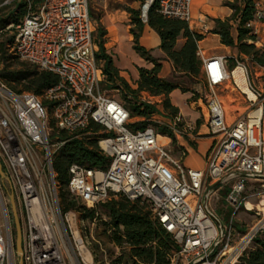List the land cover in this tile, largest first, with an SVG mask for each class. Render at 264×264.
I'll list each match as a JSON object with an SVG mask.
<instances>
[{"label": "built area", "instance_id": "built-area-1", "mask_svg": "<svg viewBox=\"0 0 264 264\" xmlns=\"http://www.w3.org/2000/svg\"><path fill=\"white\" fill-rule=\"evenodd\" d=\"M18 2L25 12L18 24L6 26L13 34L7 52L53 72L58 82L43 92L42 102L40 96L15 92L0 80V163L7 188L5 195L0 192V264H18L7 203L10 193L21 226V264H111L123 255L127 243L109 241V230L93 236L91 228L77 224L78 210H62V190L84 208H96L117 195L144 200L150 217L178 245L170 264L176 260L236 264L264 230V213L251 207H264L262 82L254 83L246 64L237 57L232 56L228 65L226 56H203L197 51L206 90L199 108L211 144L202 168L187 167L185 149L172 155L157 143L152 126L132 128L128 111L100 89L102 74L94 59L88 0H2L0 5L13 7ZM153 2L141 0L143 22ZM190 3L157 0L163 16L186 22L191 18ZM263 20L262 0H258L252 19L244 26L256 35ZM202 31H208L205 25ZM235 72L244 80L245 90ZM230 86L242 95L243 113L227 112L219 97L218 90ZM147 99L153 103L152 96ZM90 122L101 129L92 131ZM168 126L176 135H184L179 114ZM60 131L65 136L50 139ZM94 136L108 160L106 168L71 163L66 182L59 183L52 166L56 153L69 140ZM218 191L225 192V202L233 210L225 222L211 205ZM238 212L256 220L242 230L239 218L234 221ZM106 246L111 249L106 251Z\"/></svg>", "mask_w": 264, "mask_h": 264}, {"label": "trees", "instance_id": "trees-1", "mask_svg": "<svg viewBox=\"0 0 264 264\" xmlns=\"http://www.w3.org/2000/svg\"><path fill=\"white\" fill-rule=\"evenodd\" d=\"M138 1L141 2V0ZM257 1L231 0L225 2L231 9L230 16L224 20L214 19V25L208 31L218 34L221 44L235 48L238 55H245L253 63L264 68V50L255 47L256 35L244 26L248 20L252 19ZM127 11L130 14L129 31L132 35V48L152 66L150 68L137 67L138 77L134 81L135 86L132 87L119 75L118 69L112 65L111 58L104 52L101 39L104 31L100 29L99 37L95 40L97 50L94 52V59L101 69L100 82L104 83L107 89L119 91L120 98L123 100L121 104L128 111L130 119L139 118V120L130 122L129 125L132 128L142 127L148 121L153 122L152 116H160L159 113H161L156 104L137 100V95H141L142 92L149 96L159 97L163 116L173 120L178 114V109L170 102L171 91L178 89L182 93L190 91L198 94L191 87L198 81H202L204 87L201 60L197 55V42L202 38V34L191 29L188 22L184 20L163 16L158 10L157 0H154L148 8L145 22L140 19L139 9L130 8ZM24 12L25 8L21 2L15 3L12 8L0 5V80L15 92L29 91L41 96L47 88L58 82L57 75L38 69L26 61L20 62V67L13 68L12 62L16 56L7 52V46L13 41V34H7L12 31V28L7 29L6 26L18 24ZM145 23L159 36L158 47L164 53V57L153 56L152 49H147L139 43ZM232 23L236 25L235 39L230 32ZM178 39H182L179 47L176 46ZM236 57L241 60V57ZM162 60L172 62L173 81H167L159 76ZM227 60L231 62L232 58L229 57ZM184 82H188L187 86L183 85ZM154 126L174 139V132L168 124H154ZM88 127L94 132L101 129V126L94 122H90ZM58 133L65 136L63 131ZM107 162V158L99 151L97 138L94 136L84 140L67 141L54 156L52 166L58 182L64 184L69 164L77 163L89 168L105 169ZM60 198L64 212L76 209L82 217L88 219L104 214L107 219L102 223L103 232L109 230L106 238L119 245L128 244L125 247L126 252L112 259L111 264H170L172 253L178 250L177 243L150 217L147 204L142 199L129 200L124 195H117L116 198L111 197L101 202L96 208H84L72 200L65 190L61 191ZM108 250L106 247V251ZM236 264H264V232L256 234L251 245Z\"/></svg>", "mask_w": 264, "mask_h": 264}, {"label": "crops", "instance_id": "crops-1", "mask_svg": "<svg viewBox=\"0 0 264 264\" xmlns=\"http://www.w3.org/2000/svg\"><path fill=\"white\" fill-rule=\"evenodd\" d=\"M231 0H191L190 3V21L188 22L189 27L199 33L202 34V38L197 42V51L199 54L203 56H215V55H223L226 57H236V49L225 46L220 43L218 34L211 33L209 31L203 32L202 26L205 25L209 30L214 25V19L224 20L227 19L231 14V9L225 4V2ZM262 9L264 13V0H262ZM91 15V14H90ZM129 12H121L119 10L116 11H108L103 12L100 15H96L93 20L94 31H93V48L94 52L97 50V43L95 40L98 39V34L100 29L104 31V34L101 36L103 40V48L104 52L111 58L112 65L118 69L119 75L123 77L132 87H134V81L138 77L137 67L150 68L152 64L143 58H141L132 48V35L129 31L131 24L129 23ZM92 17V16H91ZM236 25L232 23L230 32L232 37L235 39L236 37ZM264 34V20L259 24V32L256 34L255 44L260 45L263 44V35ZM139 43L147 49L158 48V57H164V53L159 49L160 39L157 33L149 27L146 23L143 26L141 35L139 37ZM182 43V39H178L176 46L179 47ZM199 54H197L199 56ZM168 62L170 69L172 71V62L169 60H165ZM228 61V60H227ZM231 62L228 61V65ZM159 76L164 78L162 75V68L160 70ZM146 96V100L142 97V100L148 101L149 95L145 92H142ZM191 92H180L178 89H174L169 94V98L176 95L179 100L176 101L174 99H170V102L173 106L177 107L178 114H181V106H186L187 109L190 108L191 105L196 103L197 101H189L187 104L184 101L185 98L190 97ZM151 97V96H150ZM158 98V97H153ZM153 102V100H151ZM157 107L160 103V100H155ZM158 115L156 116V118ZM157 123L163 121L164 124L170 125L172 120L165 121V119L159 117L158 119H154ZM170 122V123H168ZM174 137H177L174 133ZM178 149L183 148L186 151V155L183 159L185 165L200 169L203 167L204 163L193 164L188 161L189 157L194 155V150L188 145L187 141L177 142ZM191 143V142H190ZM207 143V144H206ZM211 144V137L209 136V142H205V146L200 149V157L202 156L204 159V155ZM198 145L196 146L197 149ZM172 154V153H171ZM178 151L175 154L177 155Z\"/></svg>", "mask_w": 264, "mask_h": 264}, {"label": "rangeland", "instance_id": "rangeland-1", "mask_svg": "<svg viewBox=\"0 0 264 264\" xmlns=\"http://www.w3.org/2000/svg\"><path fill=\"white\" fill-rule=\"evenodd\" d=\"M88 5H89V12H90L92 18H94L96 15H100L101 13L108 12V11L119 10L121 12L124 11L127 13L128 12L127 10L130 8L137 10L140 7V2L138 0H88ZM129 17H130V15H129ZM11 33L12 32L9 31L7 34L10 35ZM262 36H263V45L262 46L256 45L254 43L255 47L259 50H264V34ZM157 50H158V48L157 49L153 48L151 50L152 55L155 57H158V51ZM236 56L241 57V60L246 64V66L249 70V76H250L251 80L256 84H258L261 81L263 84V87H264V70H260V67L256 63H253L249 57H247L245 55H238L237 53H236ZM20 62H25V61L16 56V58H14V60L12 62V67L13 68L20 67ZM259 72H260V74H262L261 77L259 76ZM171 74L172 73H171V69H170L168 62L165 60H162V75H163L164 79H166L167 81H173L174 79L172 78ZM183 80L186 81V78L183 77ZM187 84H188V82L183 83L184 86H187ZM99 87L102 91L105 92L106 95L112 97L114 100L118 101L119 103L123 102V100L120 98V93L118 90L107 89V88H105L104 83H101V82L99 84ZM191 87L193 90H196L199 93L196 94L195 92H191V93H193V95L191 96V94H190V97L185 98L184 101H186L187 104H189V101H195V99H197L199 96H200L201 100L200 101L196 100L197 102L194 103L193 105H191L189 109H187L186 106H181L180 117H181V122H182V131H183L184 135H176L177 137H174V139L173 138L171 139L169 136L164 134L161 129H158L157 126H154V124L161 125L162 121L161 122L157 121V123L155 121H153V122L148 121V123L146 125H150V126L154 127L157 143L160 146L167 148L168 151H170V153H172V154H175L177 151H179V149L177 147L178 141L179 142H183L184 140L187 141L188 145L195 152L194 155L191 154L188 161L197 165V164H200L201 161H202V163H204V159L202 156L200 157L199 153H200V149H202L205 146V142H209V134L207 132L203 117L201 115V109L199 108V107H202V105H203V101H204L203 95H204L206 90L203 89V82L202 81H198V82L194 83ZM218 92H219V97L222 100V102L224 103L227 112L235 113L234 111L238 110L239 113H243V111L245 110V103L243 102L242 95L238 92V90L236 88H231V86H230V89L223 90V91L218 90ZM142 97H144V99L146 100V96L144 94L137 95V100L143 101L141 99ZM39 98L42 102L44 101L43 97L40 96ZM171 98L176 100V101L179 100V98L176 95H173V97H171ZM152 100H153V102H156L155 100H160V98L158 97V98H154ZM231 103H233V106H231ZM158 106L159 107L157 109H159L161 111V113H159L160 116H158L157 118H156V116H152V119L156 120L159 117H161V118L165 119V121H169V118L166 116H163V114H162L163 113L162 105H160V103H159ZM134 120H139V118L130 119V121H134ZM163 123H165V122L163 121ZM168 123H170V122H168ZM60 137H62L60 133L53 132V135L51 136L50 139L56 140V139H59ZM197 145H198V147L196 149ZM185 166H187V165H185ZM187 167H189V166H187ZM0 192L4 195L6 194V192H4V189L2 187L1 178H0ZM224 196H225L224 191H218L216 194V197H214L211 200V205H212L215 213L219 217H221L223 219V221L225 222L231 218L233 210L231 207L227 206L225 199H224ZM7 203H9L8 198H7ZM237 217L239 218L237 221V224L241 226L242 230L244 228L248 227L251 223H253L256 220V218L253 215H250V214L246 215L243 212L242 213L238 212L234 217V221H236ZM104 219L105 220L107 219V217L104 214L95 216V220H93V218H91V219L84 218L81 216L80 213H78V215L76 214L77 224L78 225L80 223H81V225L83 224L86 229L91 228L93 236H95L96 234H101L103 232L104 226L102 223H103ZM21 224H22V222H21ZM11 227H12V236H13V240H14V237H15L14 226L11 225ZM263 232H264V230H263ZM106 247L108 249L109 248L111 249V247H109V246H106ZM124 252H126V249ZM15 258L17 259L16 254H15ZM172 264H182V262L179 260H176Z\"/></svg>", "mask_w": 264, "mask_h": 264}, {"label": "water", "instance_id": "water-1", "mask_svg": "<svg viewBox=\"0 0 264 264\" xmlns=\"http://www.w3.org/2000/svg\"><path fill=\"white\" fill-rule=\"evenodd\" d=\"M3 177H4V172L2 170V166L0 163V178H3ZM8 199H9L10 211H11L12 222H13L14 232H15L14 249L18 257V264H21V226H20L18 215L16 213V209L14 205V198H13L12 193L9 194Z\"/></svg>", "mask_w": 264, "mask_h": 264}, {"label": "bare ground", "instance_id": "bare-ground-1", "mask_svg": "<svg viewBox=\"0 0 264 264\" xmlns=\"http://www.w3.org/2000/svg\"><path fill=\"white\" fill-rule=\"evenodd\" d=\"M211 75H212V77H216L217 74H216V71L214 69H212ZM235 78H236L237 83L241 86V88L245 90V87L243 85L244 80L240 76V73L235 72ZM248 206H251V205L248 204ZM251 207L254 208L255 210L260 209L264 213V207H262L261 204H257V205L255 204V205H252Z\"/></svg>", "mask_w": 264, "mask_h": 264}, {"label": "flooded vegetation", "instance_id": "flooded-vegetation-1", "mask_svg": "<svg viewBox=\"0 0 264 264\" xmlns=\"http://www.w3.org/2000/svg\"><path fill=\"white\" fill-rule=\"evenodd\" d=\"M1 182H2V187H3V189L5 190V188H6V184L3 182L2 178H1ZM8 200H9V199H8ZM12 225H13V222H12Z\"/></svg>", "mask_w": 264, "mask_h": 264}]
</instances>
